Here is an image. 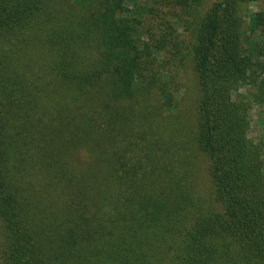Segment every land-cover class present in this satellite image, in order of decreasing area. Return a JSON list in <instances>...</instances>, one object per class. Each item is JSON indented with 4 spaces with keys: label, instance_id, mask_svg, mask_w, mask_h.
I'll list each match as a JSON object with an SVG mask.
<instances>
[{
    "label": "trees",
    "instance_id": "obj_1",
    "mask_svg": "<svg viewBox=\"0 0 264 264\" xmlns=\"http://www.w3.org/2000/svg\"><path fill=\"white\" fill-rule=\"evenodd\" d=\"M206 1L0 0L4 264H264V160L240 91L264 103V1L248 20L259 0ZM179 27L200 89L207 204L145 136L164 83L151 49Z\"/></svg>",
    "mask_w": 264,
    "mask_h": 264
},
{
    "label": "rangeland",
    "instance_id": "obj_2",
    "mask_svg": "<svg viewBox=\"0 0 264 264\" xmlns=\"http://www.w3.org/2000/svg\"><path fill=\"white\" fill-rule=\"evenodd\" d=\"M211 1H206L203 10L210 5ZM263 1L259 0L248 4L244 12L246 20H248L250 13L261 8ZM157 18L154 15L150 16L149 20L153 19V21H150L149 24H152L150 26H153V32H157L159 38L160 34L165 33V31H160L164 26L159 27L162 22ZM171 33L174 37L171 38V42L166 41L163 50L155 51L153 48L151 49V53H154L153 55L157 58L151 69L157 77L163 79L162 82L164 83L160 88L158 84L154 85L155 91L151 94V98L147 100L150 108L149 121L154 124V127L146 131V142L154 152L155 163L161 167L167 165L179 175L185 174L188 186L192 189L194 201L201 200L207 204L211 186L208 174V159L199 151L195 143L200 97L198 79L192 60L186 53L187 48L185 46L188 33L182 27ZM255 33L252 35L254 39H256ZM163 59L168 60V63H164V66L161 65ZM248 89L250 90L247 93L250 101L248 136L261 148L264 160V103L255 101L257 94L255 88L244 86L240 91L246 92ZM164 105L166 107L170 105L171 108L165 110L163 109ZM124 131L128 133L127 130ZM158 135L159 141H154ZM162 149L167 150L165 154L162 153ZM78 153L76 162L80 165L82 161L84 162L87 159H85L83 149L79 150ZM133 154L136 156L141 154L142 160L145 158L144 152L142 154V152L134 151ZM3 241V228L0 221V264H4V260L1 259Z\"/></svg>",
    "mask_w": 264,
    "mask_h": 264
}]
</instances>
